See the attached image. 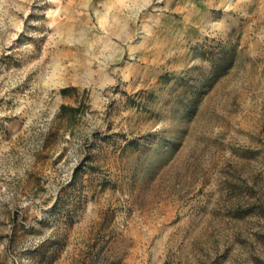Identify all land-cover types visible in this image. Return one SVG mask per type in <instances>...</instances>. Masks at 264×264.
<instances>
[{"label":"rangeland","instance_id":"374dc122","mask_svg":"<svg viewBox=\"0 0 264 264\" xmlns=\"http://www.w3.org/2000/svg\"><path fill=\"white\" fill-rule=\"evenodd\" d=\"M0 264H264V0H0Z\"/></svg>","mask_w":264,"mask_h":264},{"label":"trees","instance_id":"16d2710c","mask_svg":"<svg viewBox=\"0 0 264 264\" xmlns=\"http://www.w3.org/2000/svg\"><path fill=\"white\" fill-rule=\"evenodd\" d=\"M70 90H75V89H64L61 91V93H62V95L66 96ZM77 111H78L77 108H72V107H68L65 105H63L61 108L62 114H65L66 112H74L75 113Z\"/></svg>","mask_w":264,"mask_h":264}]
</instances>
